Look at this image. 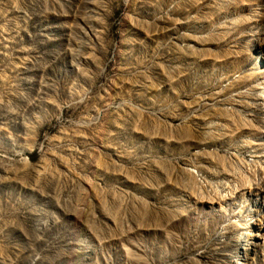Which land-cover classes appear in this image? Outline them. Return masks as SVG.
<instances>
[{
	"label": "rangeland",
	"instance_id": "rangeland-1",
	"mask_svg": "<svg viewBox=\"0 0 264 264\" xmlns=\"http://www.w3.org/2000/svg\"><path fill=\"white\" fill-rule=\"evenodd\" d=\"M0 264H264V0H0Z\"/></svg>",
	"mask_w": 264,
	"mask_h": 264
},
{
	"label": "bare ground",
	"instance_id": "bare-ground-1",
	"mask_svg": "<svg viewBox=\"0 0 264 264\" xmlns=\"http://www.w3.org/2000/svg\"><path fill=\"white\" fill-rule=\"evenodd\" d=\"M253 233H251V235L253 236V238L250 241L245 242V246L247 247H252L254 246V243L258 241V239L261 237V227L254 225L253 226ZM252 232V231H251Z\"/></svg>",
	"mask_w": 264,
	"mask_h": 264
}]
</instances>
